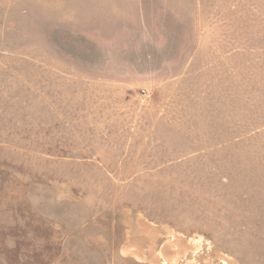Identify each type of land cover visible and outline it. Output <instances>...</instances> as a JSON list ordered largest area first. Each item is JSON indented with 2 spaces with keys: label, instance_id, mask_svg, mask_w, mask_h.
Segmentation results:
<instances>
[{
  "label": "rangeland",
  "instance_id": "1",
  "mask_svg": "<svg viewBox=\"0 0 264 264\" xmlns=\"http://www.w3.org/2000/svg\"><path fill=\"white\" fill-rule=\"evenodd\" d=\"M0 264H264V0H0Z\"/></svg>",
  "mask_w": 264,
  "mask_h": 264
}]
</instances>
